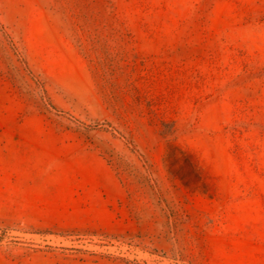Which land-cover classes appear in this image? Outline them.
<instances>
[{
  "label": "rangeland",
  "instance_id": "374dc122",
  "mask_svg": "<svg viewBox=\"0 0 264 264\" xmlns=\"http://www.w3.org/2000/svg\"><path fill=\"white\" fill-rule=\"evenodd\" d=\"M0 264H264V0H0Z\"/></svg>",
  "mask_w": 264,
  "mask_h": 264
}]
</instances>
